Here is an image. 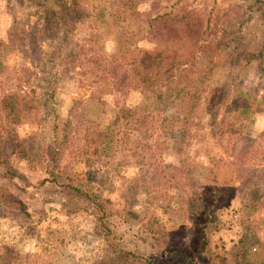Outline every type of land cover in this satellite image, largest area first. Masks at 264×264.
<instances>
[{"label":"rangeland","instance_id":"1","mask_svg":"<svg viewBox=\"0 0 264 264\" xmlns=\"http://www.w3.org/2000/svg\"><path fill=\"white\" fill-rule=\"evenodd\" d=\"M61 1L0 0V61L10 70H31L21 94L28 90L33 96L30 112L22 113L19 123L0 121V152L12 171L0 166V264H181L177 250L189 254L193 264H259L264 203L254 215L262 219L259 233L248 232L245 241L252 255L241 261L236 255L244 233L239 218L230 219L232 209L241 210L231 145L255 138L260 141L253 147L264 149V3L136 0L128 10L125 0H75L74 7L62 10ZM181 6L209 19L207 39L201 42L205 52L195 51L186 39L169 45L155 41L133 19L137 13L154 17ZM153 49L174 54L175 63L199 83L180 107L166 109L167 116L178 117L174 128L186 130L192 92L202 94L203 116L192 128L197 137L177 133L166 139L163 164L172 181L148 193L135 186L139 166L128 162V150L136 136L123 123L114 124V94L107 85H81L79 72L99 54L106 62L123 63L135 79L143 73L140 57ZM247 95L258 107L245 118L240 110ZM120 96L131 107L147 102L140 87ZM211 99L215 107L204 105ZM87 115L99 117L110 141L105 153L82 160L64 140L82 129L78 124ZM46 146L57 154L35 165ZM255 158L263 163L264 151ZM50 171L104 204L116 247L127 257L108 249L91 201L68 199L54 184L31 185ZM178 198L184 205L178 206ZM132 253L148 261L136 263Z\"/></svg>","mask_w":264,"mask_h":264},{"label":"trees","instance_id":"2","mask_svg":"<svg viewBox=\"0 0 264 264\" xmlns=\"http://www.w3.org/2000/svg\"><path fill=\"white\" fill-rule=\"evenodd\" d=\"M135 1L125 0L124 5L129 10L132 7L130 5L135 3ZM257 1L264 3V0ZM58 3L62 10H68L69 7H74L76 1L62 0ZM155 3L157 1L153 0L152 5ZM133 19L135 22L143 23L142 29L145 31V34L164 45H169L173 41L186 39L194 44V48H197L195 51H206V46L201 44V42L207 39V29L208 31L210 30V23L209 19H205L200 10L181 6L173 12L154 17L147 15V13H141V15L137 13ZM173 56L174 54L166 51L157 52V49L144 52L140 57L143 73L135 79L129 76L130 73L127 68H123V63L106 62L99 54L88 58L86 64L82 66V70L79 72V83L81 85L90 87L101 86V88L107 85L110 87L109 92L114 94V101L118 108V115L114 124L123 123L124 126H127L128 134L133 133L136 136L132 140L135 141V145L129 147L128 150V162L139 166V176L135 179V186L148 193L157 191L164 186L168 187V184H171L172 178L167 174L168 166L163 164V149L166 139L169 136H175L177 133L187 135L190 139L193 135L197 137L196 135L199 133L196 131L192 134V128L200 122L203 116V98L200 91L195 94L192 92L191 94L194 102H192L190 115H188L189 119L184 127L186 130L174 128L173 122L178 119L175 114L171 115V117L165 114L166 109L169 107L174 105L180 107L191 89L198 88L197 85L199 84L197 78L192 76L188 69L180 67L181 64L179 63H175ZM77 63L81 62L78 61ZM30 75L31 70L27 66L24 69L10 70L0 61V121L9 118L11 119L10 121L19 123L21 114L30 112L32 106L28 103L33 97L30 96L32 93L27 90L26 92L29 96L26 95L27 93L21 94L25 92L23 91L24 85L29 83ZM162 79L166 81L164 84H159V81ZM139 87L146 94L145 100L147 102L135 107L127 106L120 94L128 88L139 89ZM94 92L96 91H93L92 97L96 96ZM213 99L215 98L213 97ZM213 99L207 102L204 101V105H208L209 103L211 104V108L215 107ZM244 99L240 111L242 116L246 118L252 116V112L258 106H256L257 102L250 95H247ZM97 100L99 101L100 99L98 98ZM101 112L102 110H99V113ZM85 117L87 120L85 119V122H79L78 124L82 129H77L74 132L75 135L67 136L66 140H64L67 142V145H71V151L74 150L72 153H76V157L82 160H87L91 154L99 155L100 153H105L110 141L108 131L101 128L99 117L95 118L94 115H87ZM259 141V139L254 138L249 139L243 146H236L235 143L231 145L232 157L235 164H237L236 160H238L236 167V177L239 181L237 204L239 208L241 207V210L238 208L232 209L230 219L234 218V216L237 219L239 218L244 233L243 237L239 239L240 250L236 254L240 258V261L250 253L245 245L248 232L258 234L260 229L258 223L262 221V219H256L259 217L254 216L264 203V159L262 160L263 163H261L255 158L264 149L261 146H259L260 150L253 147ZM45 149L42 155L36 156L35 165L46 161L48 155H52V159H54L55 154H57L55 152L50 153L48 146ZM0 166L7 173L12 172L6 165L1 152ZM65 167L61 168L63 173L65 172ZM49 184L56 185L58 193L68 199L84 197L91 201L94 204L95 211L99 213L98 217L108 249L125 254L127 257V252L116 247L112 228L106 218L104 204L99 203V200L95 199V196H90L89 191L73 185L69 180L61 182V178L54 171H50L47 176H43L31 185L35 186V188H40ZM138 188L133 189L137 192ZM177 202L179 207L180 204L181 206L182 204L184 205V201L182 202V199L180 201V198L177 199ZM254 242L260 245L262 243L259 238ZM261 248L264 249V245ZM174 255L179 257L181 264H193L191 256L186 252L177 250L174 252ZM250 255L252 254L250 253ZM132 257L136 263L139 262V258L146 262L148 261L133 253ZM220 260H223L225 263L224 258H220ZM257 261H259V264H264V258ZM148 264H150L149 261Z\"/></svg>","mask_w":264,"mask_h":264},{"label":"built area","instance_id":"3","mask_svg":"<svg viewBox=\"0 0 264 264\" xmlns=\"http://www.w3.org/2000/svg\"><path fill=\"white\" fill-rule=\"evenodd\" d=\"M235 217V216H234Z\"/></svg>","mask_w":264,"mask_h":264}]
</instances>
